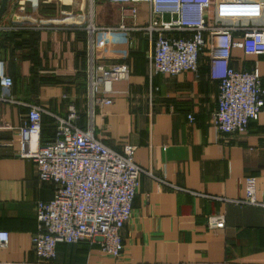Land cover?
<instances>
[{"label":"crops","instance_id":"0c3cea01","mask_svg":"<svg viewBox=\"0 0 264 264\" xmlns=\"http://www.w3.org/2000/svg\"><path fill=\"white\" fill-rule=\"evenodd\" d=\"M86 12L85 0H9L0 19V61L13 78L17 101H0V140L11 143L0 146V230L9 234L0 264H264V205L218 198L243 197L244 177L254 175L256 198L264 201V108L244 133L217 131L210 119L218 82L209 75L207 52L197 75L186 70L149 79L146 35L117 30H97L94 53L104 61H128L129 80L114 84L128 92L96 108L94 126L109 147L136 145L134 161L144 169L122 228V254L114 259L98 240L82 239L58 242L53 263L38 260L31 247L36 203L52 198L53 184L38 180L32 159L16 155L19 136L9 126L25 120L23 102L60 115L69 102L85 111L86 36L77 26ZM118 20L116 4L97 3L95 24ZM255 60L264 84V55L232 49L238 69ZM44 122L40 137H51L55 128ZM216 213L224 215V226L208 228L207 216Z\"/></svg>","mask_w":264,"mask_h":264},{"label":"built area","instance_id":"2783aa9c","mask_svg":"<svg viewBox=\"0 0 264 264\" xmlns=\"http://www.w3.org/2000/svg\"><path fill=\"white\" fill-rule=\"evenodd\" d=\"M100 1L85 0V22L77 26L86 36L85 111L69 102L65 114L60 115L23 102L27 107L25 120L9 126L19 136L16 155L32 159L38 180L53 184L52 198L36 203L37 226L31 247L40 262H54L58 242L82 239L98 240L104 253L118 259L123 251L122 228L131 216L144 171L134 161L136 145L125 143L120 150L114 149L95 129V109L102 110L114 95L127 93L128 89H117L114 84L128 81L131 74L128 61H104L95 56L97 30H117L131 37L145 34L149 79L186 70L197 75L207 43L209 75L218 82L217 106L210 121L221 133L246 132L250 121L257 119L264 108V84L257 60L242 69L231 63L234 48L245 54L264 55V0H215L213 19V0H109L119 9L118 22L110 26L94 22ZM259 16L261 22H248ZM12 85L13 79L0 61V101H16ZM43 114L56 122L55 136L46 142L40 140ZM4 144L11 143L0 140V146ZM256 182V176L247 175L243 197L218 198L264 205L256 198ZM205 224L211 229L221 228L224 215L210 214ZM8 237L7 231L0 230V246Z\"/></svg>","mask_w":264,"mask_h":264},{"label":"trees","instance_id":"16d2710c","mask_svg":"<svg viewBox=\"0 0 264 264\" xmlns=\"http://www.w3.org/2000/svg\"><path fill=\"white\" fill-rule=\"evenodd\" d=\"M13 31H9V33L8 34H11ZM135 36V35H134ZM8 37V36H7ZM205 52H207V54H208V44L206 43V45L204 46V48H203V51H202V53H201V55H200V58H199V61H200V64H201V58L203 57V55H204V53ZM13 79V78H12ZM14 82V81H13ZM45 118H47L48 120H49V122L50 123H52V125L54 126V128H55V130H54V133H53V135L51 136V137H43V138H41L40 137V140H41V142H46V141H49V140H51L54 136H55V131H56V122H55V120L50 116V117H48L47 115H42V126H41V132L43 133V130H44V127H45V122H44V120H45ZM40 132V133H41Z\"/></svg>","mask_w":264,"mask_h":264},{"label":"water","instance_id":"95a60500","mask_svg":"<svg viewBox=\"0 0 264 264\" xmlns=\"http://www.w3.org/2000/svg\"><path fill=\"white\" fill-rule=\"evenodd\" d=\"M8 1L9 0H1L0 1V19L7 9Z\"/></svg>","mask_w":264,"mask_h":264}]
</instances>
